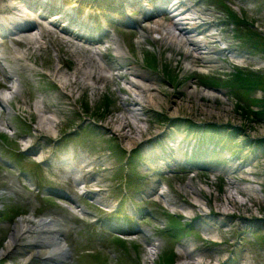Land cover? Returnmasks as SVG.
Segmentation results:
<instances>
[{
  "label": "rangeland",
  "instance_id": "374dc122",
  "mask_svg": "<svg viewBox=\"0 0 264 264\" xmlns=\"http://www.w3.org/2000/svg\"><path fill=\"white\" fill-rule=\"evenodd\" d=\"M247 1L249 3L247 2L243 5L246 10L242 11L241 7L243 6H241V3L238 4L236 0H229V3L236 6V10L227 13L232 16V19L235 18L242 24L241 28H236L235 25L240 39L231 42L234 48L238 47L239 49L236 56L239 55L240 60L236 59L232 61L234 65L238 66L232 67L228 60L230 59V55H227L228 58L221 65L222 67H216L220 69L216 72H211L215 69H211L210 67L204 70L199 60L194 61L191 64V69H189L185 64L187 61L191 63V59L182 58V54L180 55L181 58H179L177 52L167 46L166 51H160V43H158V46H155L154 52L157 51V55L164 53L163 57H168L172 61L171 64H168L164 60L166 64H164L163 68L169 74V79L163 85L158 83L157 91L149 92L146 90L144 93L137 92L133 98L134 100L137 99L136 101L144 109L160 110L164 113L165 117L170 116V119H173V121L180 118L186 122L188 120L197 122V124H212V126H216L215 128H224L223 132H219V135H222L227 140L231 137V140L226 142L228 148H230L228 151L230 152L233 149L230 152L229 158H240L239 164L241 167L237 169L238 171L231 173L230 176L227 175L228 180L222 179L221 182L213 179L215 177L213 174L217 172H213L209 178L203 172H200L199 175H186L184 171L165 174L167 176L165 177L166 184L172 185L171 192L176 195V202H178L177 209L170 207L168 211L175 210L178 214L184 213L186 216L188 214L193 215L192 212H201L203 220L208 222V224L205 223L207 225L205 227H208L211 223L213 225L211 234L210 232H206L207 235L205 234L204 236V238L206 237V242L204 245H201V249L195 243L190 245L191 250L197 249L194 253L201 252L202 254L195 255L192 260H189L188 256H184V258L181 256V258L176 260V264H194V262L195 264H215L216 260L219 261V258L226 254L230 261L237 257L238 264H264V221L253 218L256 215L264 219V0ZM235 28L233 31L234 39L237 38H235L237 35ZM225 32L226 36H229L228 31L225 30ZM227 43L228 45L230 44L229 41ZM143 45L141 46V51L136 53L137 55L142 56L149 50L147 47L150 45L147 46L145 44V47ZM232 55L235 56V53H232ZM197 71L199 73H206L202 75ZM210 74L214 77L210 76ZM207 80L218 81L220 83L218 85L219 89L216 88L217 91L216 89L211 90L206 84ZM202 83H205L206 86H202ZM127 86L125 85V87ZM150 96H154L155 100L147 103L150 100ZM114 113L119 114L118 112ZM137 118V121L146 119L133 115L132 120L135 121ZM108 122L112 128L119 129L125 135L127 134L126 141L128 142L129 139L133 142L136 139L138 140L141 132H144L148 126V124L141 125V123H138L134 124L135 127H130L129 120L120 115L115 116L112 120L108 119ZM158 123L161 125L159 120H156V124ZM168 123H171V120ZM160 125H156L155 127L149 125L148 131L153 129L155 131ZM171 125L173 126V130H176L178 134H181L180 128L186 130L185 135L188 134V131H196V129H185V124L180 120ZM215 134L218 133L216 132ZM155 143L153 145L149 144L147 147L140 146L137 142L133 143V145L130 144L133 146V149L138 148L140 152V156H138L140 160L137 158V162L141 163L140 168L142 170L140 169V172L143 174L144 165L150 164L154 168L153 164L145 159L146 152H144V148L146 150L156 149L159 141ZM242 143L246 148L240 147ZM236 149L238 151L241 149V151L238 153L235 151ZM123 161L126 162V158ZM227 165H231V162L225 160L220 168L225 169ZM233 168L237 167L234 166ZM100 175L102 178L105 177L103 173H100ZM152 176L148 175L146 182ZM118 182L120 181L118 180ZM150 185V183L149 185L146 184L144 191ZM100 187H103V185H100ZM105 188H108V186H105ZM243 189L248 192L247 195L239 192ZM171 192L168 190L169 194ZM229 196L234 197L237 201H235L236 204L232 205V202L226 200ZM207 212L210 214V216H207L211 217L209 221L208 217H205ZM160 218L161 216H159V219H154L158 223V229L166 227L165 218ZM240 219H246L248 223L242 227L240 222H238ZM6 228L8 229L6 233L0 232L1 251H5L7 241H9V225ZM146 229L151 228L147 227ZM211 238L213 241H211ZM130 239L132 240L134 237L131 236ZM154 239V247L149 248L150 246L148 247V245L143 244L144 246L139 251L142 258L141 264H154L156 259L160 258V253L165 248L164 242L156 238ZM225 241L227 244L224 245ZM148 249L150 252L147 251ZM145 251L146 253L149 252L147 256L143 255ZM179 251L180 247L176 246L174 248L175 254H179ZM104 254L112 258L117 255L113 251L110 254L106 252ZM127 254L128 259L126 262L128 261L127 264H131L132 260L137 257L132 249H128Z\"/></svg>",
  "mask_w": 264,
  "mask_h": 264
},
{
  "label": "bare ground",
  "instance_id": "6f19581e",
  "mask_svg": "<svg viewBox=\"0 0 264 264\" xmlns=\"http://www.w3.org/2000/svg\"><path fill=\"white\" fill-rule=\"evenodd\" d=\"M178 30H179V27H178ZM181 36H182V34H180ZM165 45H167V46H170V47H173L174 45L175 46H177L178 48H181V47H183V46H186V47H194V48H192L193 49V51H191L192 53H190V54H192L193 56H194V54H195V57L198 55V56H200L201 57V61H203L204 63L205 62H208V60H210L209 58L211 57L210 56V52H205V53H200L201 51H202V49L201 48H198V47H195V46H193L191 43H188L187 44V40H186V38H185V36H183V40L180 42V40L177 38V37H175L174 35H168V34H165ZM171 43V44H169L168 45V43ZM200 51V52H199ZM238 52V51H237ZM240 52V51H239ZM203 56H205V57H203ZM239 56V55H238ZM192 57V56H191ZM193 59H194V57H192ZM186 59V58H185ZM200 61V62H201ZM147 94V93H146ZM136 95V94H135ZM141 96V95H140ZM155 96H157V95H155ZM146 98V97H145ZM150 98V102L148 101L147 103H151L152 102V100H155V97L154 96H150L149 97ZM148 99V98H147ZM137 100V99H136ZM142 100H144L143 98H142ZM157 100V99H156ZM141 101V100H140ZM158 101V100H157ZM142 102H144V101H142ZM156 104V103H155ZM156 106V105H155ZM145 107V106H144ZM152 107V106H151ZM157 107V106H156ZM155 108V107H154ZM171 114H173V113H171ZM122 125V124H121ZM122 127H124V126H122ZM135 127V126H134ZM135 129V128H134ZM140 132V131H139ZM142 133V132H141ZM126 141V140H125ZM259 142V141H258ZM243 155V154H242ZM248 157V156H247ZM243 167V166H242ZM245 169V168H244ZM240 180V179H239ZM243 180V179H242ZM240 193H243L244 195H247V191L246 190H240L239 191ZM239 193V194H240ZM183 196V195H182ZM186 197V196H185ZM226 200L227 201H230V202H232V205H234V204H236V200L234 199V197L233 196H229L228 198H226ZM236 201V202H235ZM229 203V202H228ZM230 204V203H229ZM193 206V205H192ZM192 206H190V207H192ZM234 207V206H233ZM239 207H240V205H239ZM237 208V207H236ZM238 209V208H237ZM213 210H215V209H213ZM219 210V209H218ZM234 210V209H233ZM236 213V212H235ZM224 214H226L225 212H224ZM230 214V213H229ZM241 215V214H240ZM217 216V215H216ZM236 216V215H235ZM246 218V217H245ZM228 221V220H227ZM247 220L246 219H240L238 222H240V225L243 227L245 224H247L248 222H246ZM215 222V221H214ZM236 222V221H235ZM237 223V222H236ZM232 225H234V224H232ZM219 226V225H218ZM228 227H232V226H228ZM16 230V232L15 233H19V229L17 228V229H15ZM18 245V242H16L15 241V238L12 236V235H10V237H9V241H7V244H6V248H5V251H2V252H0V257H2V256H6V255H8V253H9V250H12V249H14L15 248V246H17ZM190 258V257H189ZM192 260V259H191Z\"/></svg>",
  "mask_w": 264,
  "mask_h": 264
}]
</instances>
